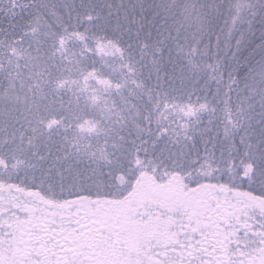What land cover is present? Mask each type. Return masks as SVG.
<instances>
[{
	"label": "trees",
	"instance_id": "obj_1",
	"mask_svg": "<svg viewBox=\"0 0 264 264\" xmlns=\"http://www.w3.org/2000/svg\"><path fill=\"white\" fill-rule=\"evenodd\" d=\"M186 18L196 22L195 40H185ZM207 34L213 37L210 46L197 44L191 55L189 44ZM61 37L67 40L66 52L57 50ZM189 58L195 67L187 64ZM69 60L125 84L124 96L140 106L145 129L144 110L153 105L143 93L166 94L176 105L166 113L169 134L153 147L155 124L148 135L129 121L120 131L123 140L110 134L118 145H106L111 164L99 159V152L77 163L72 132L62 129L29 144L44 105L56 100L75 106L77 92L84 107L89 93L78 87L68 91L71 85H66L62 101L45 87L49 71L61 79L79 78ZM112 96L122 106L120 97ZM106 99L111 105L112 98ZM5 105L15 109L6 130ZM190 112L195 114H185ZM104 139L92 136V150L104 147ZM249 165H255L259 181L264 175V0H0L1 192L20 190L53 205L103 202L130 199L157 181L172 187L178 200L167 205L169 212L155 210L156 219L168 217L161 229L165 240L169 225L188 223L201 206L244 199L249 185L241 182V174ZM150 192L147 202L155 199ZM179 192L184 193L180 199ZM237 229L236 245L218 255L243 261L247 251L264 248L259 236Z\"/></svg>",
	"mask_w": 264,
	"mask_h": 264
},
{
	"label": "snow or ice",
	"instance_id": "obj_2",
	"mask_svg": "<svg viewBox=\"0 0 264 264\" xmlns=\"http://www.w3.org/2000/svg\"><path fill=\"white\" fill-rule=\"evenodd\" d=\"M184 26L187 29L185 35V40H195L196 33V22L190 19L184 20ZM213 37L210 34L202 35L196 44H189L191 55H195L197 52V44L210 46ZM67 40L64 37L59 39V49L60 52H66ZM117 51H121L117 49ZM187 64L195 67L194 60L189 58ZM69 63H74V71L79 73V78L65 77L63 79L58 75H53L50 71L49 79L45 82V87L49 90V94L59 97L63 100V95L61 90L65 89L66 85H71L68 91L72 88H79V92L89 93L87 99L84 102V107L80 105V95L77 92H73L76 104L69 103L65 106L63 103L57 104L56 100L51 101L49 104L43 106V110L38 112L36 118V127H32L30 130L34 133L32 137L29 138V144L32 140L36 139L40 135L45 133H52L53 130H63L65 133L72 132V139L70 141L71 147L75 149L74 156L77 163L83 162L89 156L96 157L97 152L100 153L99 159L107 161L109 164L112 161L109 159V154L107 152L106 145L109 141H112L113 147H118L114 142L113 135L118 137L119 140H123L124 136L120 135L123 127L127 126V123L131 121L136 128L141 132H147L148 135H153L152 125L155 124V137L152 145L156 146L157 141L162 140L165 136L169 134V126L164 122L167 120L166 113L170 109L176 107V105L171 104L165 94V98L153 97L151 89H149L144 95H147L148 102L153 105V109L149 111L145 107V113L143 114V119L148 123V128L145 129L139 120L142 116L141 108L133 100H129L124 96V91L126 85L123 83H115L111 77H104L102 73L96 68L86 69L82 66V61H72ZM58 67V65H56ZM67 70V69H65ZM48 71V69H45ZM131 71V69H129ZM92 81H95V87L92 85ZM133 83H136L133 81ZM23 86V85H22ZM137 87L143 90L144 85L138 84ZM119 96L122 101V106H117L115 103V98L112 93ZM129 95H132L129 93ZM112 98V104L109 105L108 99ZM104 101L101 104V101ZM205 105H201V108H205ZM15 109H8L4 106L3 120L5 125V130L8 127V121L12 117V112ZM186 115H194V112L185 113ZM123 125L118 129L117 126ZM31 123V121H29ZM185 127H187L185 125ZM75 129V131H73ZM25 134H21V138ZM103 136L105 139L103 141L104 147H97L95 151L92 150L93 144L91 137ZM67 139V136H65ZM148 143L147 140L143 141ZM67 158V157H66ZM142 161L137 153L136 164L140 165ZM255 165H249L246 173L241 174V182H248L249 191L244 199H238L235 203L229 202V207L231 210H226L224 212H215L212 215H203L197 217H190L188 223H181L180 230L176 233L171 234L170 241L161 240L159 237V232L161 228L156 227V231L148 238L137 237L135 241V256L131 254V251L122 250L120 253V258L113 262V264H165V260L157 259V257L163 256L167 259V264H192L193 259H197L194 252H204L208 255L214 257V261L201 260L200 264H221L220 256L216 255V248L220 247L223 254L227 250V242H230V237L235 235L237 231V225L246 231H253V235H257L264 242V175L261 176L259 181L255 180ZM79 198V196H77ZM249 221H252L250 224ZM68 221H56L55 219L47 220L41 222L34 215H29L28 217L21 218L15 212H11L10 209L6 207V201L3 194H0V240L6 239L7 237L13 235V229L17 227H23L26 232H30L37 236L39 240L43 241V246H47L49 240L45 238V235L51 240L55 241L52 244L50 251L53 256L57 259L53 260L50 257L46 258L43 262H35V264H85L84 260L78 259L77 257L83 255L80 252V236L84 235L79 233V229H71L65 227V224L71 223ZM78 222V221H77ZM149 224L151 221L148 222ZM53 224H57L58 227H52ZM225 225L231 231L226 232ZM258 225V228L256 227ZM189 230L192 235H188ZM184 235L186 236L189 243L185 245L181 242L178 237ZM196 235L201 236V240H197L195 243L206 245L208 244L209 238H212L213 243H211L212 252L208 251V247L202 246L200 249L195 248V244L192 243ZM155 241V243H153ZM169 243L179 244L180 249L183 251H177L176 248H169ZM59 247V251L56 248ZM162 247L165 249L164 252H156L153 254V248ZM169 251L175 252V257H169ZM72 253L73 255H68Z\"/></svg>",
	"mask_w": 264,
	"mask_h": 264
},
{
	"label": "flooded vegetation",
	"instance_id": "obj_3",
	"mask_svg": "<svg viewBox=\"0 0 264 264\" xmlns=\"http://www.w3.org/2000/svg\"><path fill=\"white\" fill-rule=\"evenodd\" d=\"M150 192V191H149ZM146 193V194H149ZM0 194L6 201V207L15 212L21 218L28 217L29 215H34L41 222L55 219L56 221H68L71 223L65 224V227L69 230L79 229L80 233L84 235L80 236V252L83 255L78 256V259L84 260L85 264H113L114 261L120 258V253L122 250L131 251V254L135 256V241L137 238V232L132 229H128L135 236L129 235L124 228V221L126 217L125 204L127 201H131L133 196L130 194V199H115V200H105L103 202H97L96 200H90L85 203H80L76 201L73 203H62L59 205L47 204L45 200L38 199V196L20 191V190H2ZM120 197H122L120 195ZM231 203H235L230 201ZM113 205H115L114 208ZM226 210H231L229 207V202L227 201H216V203L201 206L199 208L197 216L212 215L215 212H224ZM189 212V211H188ZM186 216L188 213H185ZM138 216V217H137ZM138 222L141 227H149L151 232L156 231V227L159 226L155 210L144 211L139 210L136 215ZM78 221V222H77ZM151 221L149 224L148 222ZM185 222L186 219L184 220ZM142 223H148L147 225H142ZM174 225H169L170 234L165 240L170 241L171 234L176 233L180 230V224L178 221L173 222ZM250 224L252 221L249 222ZM172 224V223H171ZM52 227H58L57 224H53ZM225 228V231H231L225 225H221ZM237 228L239 225L236 226ZM257 227V226H256ZM241 228V227H240ZM243 229V228H241ZM254 230V229H253ZM13 231V235L7 237L6 239L0 240V264H35V262H43L46 258H51L53 260L57 259L56 256L52 255L49 250L52 244H55L54 240H51L45 235V238L49 240L47 246H43V241L39 240L37 236L30 232H26L23 227H17ZM188 235H192L189 230ZM150 234L147 233V235ZM141 235V234H140ZM240 235V237H239ZM248 235H253V231H249ZM162 232H159V237L163 241ZM141 237L145 238L144 234ZM231 242H227V245H236L238 238H241V230L237 229L235 235L231 236ZM178 239L185 245L189 243L186 236L181 235ZM197 240H201V236L196 235L192 241L195 244L196 249H200L202 246L208 247V251L212 252L211 243L212 238H209V243L206 245H201L195 243ZM155 243V241H153ZM264 245V242H261ZM245 245L244 242L242 243ZM241 244V245H242ZM260 243L257 241L252 248L259 249ZM176 248L177 251H183L180 249L179 244L169 243V248ZM228 247V246H227ZM245 247V246H244ZM59 247L56 251H59ZM255 250V249H254ZM165 249L162 247L153 248V254L156 252H164ZM221 252L220 247L216 248V255L220 256L221 264H264V248H260L257 252L253 250L247 251L245 257H242L243 261H238V257H230L227 259V255H218ZM226 253V252H224ZM68 255H73L69 253ZM197 259L192 260V264H200L201 260L214 261V257L204 252H194ZM169 257H175V252L169 251ZM157 259L165 260L167 264V259L163 256L157 257Z\"/></svg>",
	"mask_w": 264,
	"mask_h": 264
},
{
	"label": "rangeland",
	"instance_id": "obj_4",
	"mask_svg": "<svg viewBox=\"0 0 264 264\" xmlns=\"http://www.w3.org/2000/svg\"><path fill=\"white\" fill-rule=\"evenodd\" d=\"M78 183L76 181V186L81 188V180L78 179ZM147 180L150 182V179L147 178ZM141 186V185H140ZM150 187V186H149ZM160 187V188H159ZM140 187H138L139 189ZM157 188L162 189V191L158 192H154L153 190H156ZM85 189V188H83ZM138 189L136 191H138ZM180 190V189H179ZM149 191L150 194L155 198V199H151L150 201H146L145 199L147 198L146 194ZM126 192V191H124ZM177 193V192H176ZM179 198L180 196L183 197L184 193L179 192ZM175 192H173L172 187L169 189L167 186H161L159 185V183L156 181V183H153L151 185V190H146V189H141L137 192V194L134 193L133 195V199L129 202L127 201L125 204V209H126V219L124 221V228L126 229V231L128 232L129 235L135 236L133 233H131L130 231H128V229H132L133 231H136L137 237H141L142 234H144V236H146L145 238H148L152 235L151 230H149V227H141L140 223L137 220V213L139 212V210L143 209L144 211H150V210H156L159 211L160 213H162L163 211L169 212L168 211V207L167 205L172 204L176 199L174 198ZM146 197V198H145ZM157 199V201H156ZM178 201V200H176ZM189 211V210H188ZM168 217L160 215L159 218L157 219L158 225L159 227L162 229L165 227V225H167L168 220H166ZM148 223H142V225H147ZM147 235V233H149ZM141 234V235H140Z\"/></svg>",
	"mask_w": 264,
	"mask_h": 264
}]
</instances>
